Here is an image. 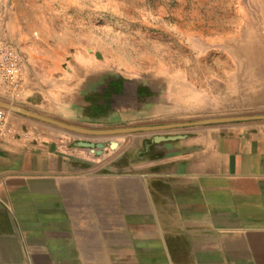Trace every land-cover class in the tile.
<instances>
[{
    "label": "crops",
    "instance_id": "obj_1",
    "mask_svg": "<svg viewBox=\"0 0 264 264\" xmlns=\"http://www.w3.org/2000/svg\"><path fill=\"white\" fill-rule=\"evenodd\" d=\"M254 6L0 0V38L26 56L19 91L0 98L91 129L205 116V87L237 79L235 28ZM210 54L236 59L197 58ZM112 135L103 158L76 141L88 134L0 141V264H264V119Z\"/></svg>",
    "mask_w": 264,
    "mask_h": 264
},
{
    "label": "rangeland",
    "instance_id": "obj_2",
    "mask_svg": "<svg viewBox=\"0 0 264 264\" xmlns=\"http://www.w3.org/2000/svg\"><path fill=\"white\" fill-rule=\"evenodd\" d=\"M236 31L238 34V38L240 37L239 42H242L245 39L248 42H251L253 45H255L254 47L255 50L258 49L257 47L258 45L264 46V7L254 6L253 21L252 22L239 21L236 26ZM212 35L218 36L217 33ZM204 44L207 46H215V47L221 45V43L218 44V41L216 40L215 42L212 43H208V41H205ZM238 54L239 55H237V62H236L237 75H238L237 79L236 80L232 79L231 81H229V79L222 80L220 81L221 86H214V87L210 86L207 88L205 87V90L207 89L208 95L211 96V98L215 101L214 105L213 107H209L210 109L206 112V114H204L205 116H203L202 113L199 114L197 118H193L190 121L199 120V119H208V118L264 115V81L259 80L260 76H264V59H263L264 55H261V57H263L261 61L262 63L260 61H248L249 64L247 65L244 63L245 56L241 55L242 54L241 52H239ZM253 56L255 58L257 57L256 52L255 54H253ZM231 57L233 58V56L218 55V54L197 56V58H200L201 61L204 59L207 65H214L218 63L219 59L222 60H224L225 58L231 59ZM195 58H196L195 56L190 57V59H195ZM10 103L15 104L13 102ZM22 117L24 116L9 112V118H22ZM26 121L30 122L29 128H32L37 132H39V129L41 128L43 130L50 129L54 131L56 130L71 134H77L75 132H69L60 129L58 127H55L53 125H50L46 122H42L25 116V122ZM25 127H27V125H25ZM143 132H149V131H143ZM120 134L122 133L113 134L112 136L114 137L115 135L118 136ZM91 136L93 137L82 136L79 137V139H77L76 141L81 146L88 148L96 158L97 157L103 158L108 156L114 157V155H116V152L114 151V148H116L117 146L116 140L112 139L111 141H109V143H106L101 140L102 135H91ZM91 143L93 144V146H88V144ZM97 143H101L102 144L101 147H97L96 145Z\"/></svg>",
    "mask_w": 264,
    "mask_h": 264
},
{
    "label": "built area",
    "instance_id": "obj_3",
    "mask_svg": "<svg viewBox=\"0 0 264 264\" xmlns=\"http://www.w3.org/2000/svg\"><path fill=\"white\" fill-rule=\"evenodd\" d=\"M25 63L21 46L0 38V92L16 94L19 91ZM37 136L38 132L32 128L17 130L9 119V111L0 107V141L35 140Z\"/></svg>",
    "mask_w": 264,
    "mask_h": 264
},
{
    "label": "water",
    "instance_id": "obj_4",
    "mask_svg": "<svg viewBox=\"0 0 264 264\" xmlns=\"http://www.w3.org/2000/svg\"><path fill=\"white\" fill-rule=\"evenodd\" d=\"M0 107L9 111L14 114H19L22 116H26L29 118H33L42 122H46L50 125L58 127L60 129L81 133V134H88V135H109V134H119V133H132V132H140V131H151L157 129H164L169 127L175 126H187V125H199V124H208V123H222V122H231V121H243V120H250V119H264V115H247V116H236V117H224V118H208V119H199L194 121H187V122H176V123H168V124H161V125H143V126H129V127H120V128H109V129H91L85 128L78 125H74L53 117H49L43 115L41 113H37L35 111L25 109L18 105L12 104L6 100L0 98ZM156 140L163 139V136L156 135L154 137ZM97 147H101V143L96 144ZM88 146H93V144H88Z\"/></svg>",
    "mask_w": 264,
    "mask_h": 264
},
{
    "label": "bare ground",
    "instance_id": "obj_5",
    "mask_svg": "<svg viewBox=\"0 0 264 264\" xmlns=\"http://www.w3.org/2000/svg\"><path fill=\"white\" fill-rule=\"evenodd\" d=\"M229 4V3H228ZM157 21V20H156ZM238 23V22H237ZM214 24V23H213ZM223 24V23H222ZM236 24V23H235ZM204 25H205V23H204ZM212 25V24H211ZM214 27H217L218 28V25H216V24H214ZM220 28V27H219ZM218 28V29H219ZM211 29H212V27H211ZM215 29V28H214ZM225 29V28H224ZM229 29H231V28H229ZM228 29V30H229ZM236 29V28H235ZM171 30V29H170ZM223 30V29H222ZM237 30H238V28H237ZM243 30V29H242ZM210 31V28H206V32H209ZM214 31V32H213ZM190 32V31H189ZM200 32H201V30H200ZM205 32V33H206ZM211 32L212 33H215V30H211ZM217 32V31H216ZM229 32V31H228ZM231 32H232V30H231ZM211 34V33H210ZM206 35V34H205ZM248 35V34H247ZM232 37V36H231ZM236 38V37H235ZM240 38V37H239ZM239 38H237L238 39V43H237V49H242L243 50V54H241V55H244L245 57H244V63L245 64H249L248 63V61H262V58L263 57H261V55H264V46L263 45H258L257 47H258V49L257 50H255L254 49V47H255V45H253L251 42H248L247 40H243L242 42H239ZM236 39V40H237ZM248 39V38H247ZM251 41V40H250ZM254 42V41H253ZM250 50L251 51H253L252 53H250ZM255 52H256V55H257V57L255 58L254 56H253V54H255ZM108 53V52H107ZM239 55V54H238ZM240 55V56H241ZM234 58V57H233ZM234 59H236V58H234ZM242 59V58H241ZM264 59V58H263ZM169 61V60H168ZM236 61H237V59H236ZM165 63V62H164ZM255 63V62H254ZM262 63V62H261ZM144 65V64H143ZM244 65V64H243ZM245 66V65H244ZM249 68V67H248ZM248 70V69H247ZM262 75V74H261ZM238 77V76H237ZM248 77V76H247ZM244 78V77H243ZM249 78V77H248ZM247 79V78H246ZM259 80H262V81H264V76H260V79Z\"/></svg>",
    "mask_w": 264,
    "mask_h": 264
}]
</instances>
